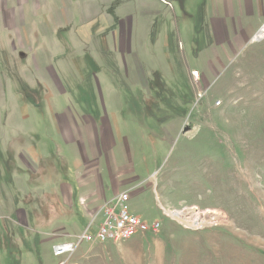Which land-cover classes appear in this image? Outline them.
I'll use <instances>...</instances> for the list:
<instances>
[{
    "label": "rangeland",
    "instance_id": "374dc122",
    "mask_svg": "<svg viewBox=\"0 0 264 264\" xmlns=\"http://www.w3.org/2000/svg\"><path fill=\"white\" fill-rule=\"evenodd\" d=\"M227 1L0 0V264H73L91 178L128 167L164 264H264V10Z\"/></svg>",
    "mask_w": 264,
    "mask_h": 264
},
{
    "label": "crops",
    "instance_id": "0c3cea01",
    "mask_svg": "<svg viewBox=\"0 0 264 264\" xmlns=\"http://www.w3.org/2000/svg\"><path fill=\"white\" fill-rule=\"evenodd\" d=\"M240 2L243 3L245 10L249 13L253 10H264V0H240ZM223 4L224 8L229 6L230 8L228 9H233L227 0H224ZM238 9L243 11V7L240 4L238 5ZM258 17L259 20L256 21L249 32L244 35V38L241 41H238V45L248 41L258 26L264 21V14L258 15ZM236 25L237 24H233V27H237ZM239 31L243 34L241 29H239ZM232 35L237 37V31L235 28L233 29V34L230 35L231 37L229 36L225 38L223 42L225 44L229 43V48L234 49L235 45L233 44V41L235 43L236 39L232 38ZM116 169L118 170V167H116ZM126 170L127 173L124 171L121 173H113L108 179L91 178L87 187V195L89 196V199L85 226L87 222H91L89 229L92 227L94 229L93 232L102 221V208L104 204L112 197V195L122 189L129 188V196L131 199L133 194L144 191L143 186L145 182L153 177L152 174L139 176L138 173H136L137 169L134 168L130 169L128 167ZM93 172L94 170L92 173ZM109 185L111 186L112 191L110 193L107 190V186ZM147 187H152L153 193H157L155 183H153V185L149 183ZM129 210L131 214L147 224L156 222L154 219L149 220L148 217L147 220L141 218V211H139L133 204L129 205ZM82 229H80L78 233ZM155 235L156 233L153 234L149 231L143 234H136L127 241L120 243H114L111 241L104 243H88L89 245L85 251L81 252L80 256L75 259L73 264H164L161 243L152 238V236Z\"/></svg>",
    "mask_w": 264,
    "mask_h": 264
},
{
    "label": "built area",
    "instance_id": "2783aa9c",
    "mask_svg": "<svg viewBox=\"0 0 264 264\" xmlns=\"http://www.w3.org/2000/svg\"><path fill=\"white\" fill-rule=\"evenodd\" d=\"M263 40L264 21L250 37V41H252V43L261 42ZM192 76L193 78H197L198 72H192ZM220 104V101L216 102V106H219ZM129 191V188L122 189L106 201L102 208V221L92 234H88L87 232L91 224L90 222L83 229V231L74 235L71 241L54 246L52 249L53 255L63 259V261H66L71 257L76 247L81 242L104 243L111 241L114 243H120L127 241L136 234H143L149 231L153 234L157 233L160 228L159 221L147 224L135 215L131 214L128 205L130 197ZM211 212H207L203 215L201 213H192L191 210L183 209L178 212L167 211V213L165 212V215L169 218L171 217L172 219H176V215L180 216L182 217L181 220H183L182 223L184 225L189 226L190 228L199 229L210 222H216L217 224L223 220V216L219 212ZM183 216L185 217L183 218Z\"/></svg>",
    "mask_w": 264,
    "mask_h": 264
},
{
    "label": "bare ground",
    "instance_id": "6f19581e",
    "mask_svg": "<svg viewBox=\"0 0 264 264\" xmlns=\"http://www.w3.org/2000/svg\"><path fill=\"white\" fill-rule=\"evenodd\" d=\"M211 213H212V212H211ZM175 218H176L177 220H181L182 217L176 215ZM202 221H203V220H202ZM197 226H198V225H197Z\"/></svg>",
    "mask_w": 264,
    "mask_h": 264
}]
</instances>
